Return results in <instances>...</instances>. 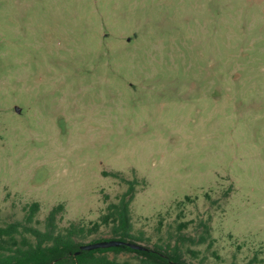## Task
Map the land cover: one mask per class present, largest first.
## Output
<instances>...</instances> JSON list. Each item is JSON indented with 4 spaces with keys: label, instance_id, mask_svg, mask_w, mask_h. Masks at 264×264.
Returning a JSON list of instances; mask_svg holds the SVG:
<instances>
[{
    "label": "rangeland",
    "instance_id": "374dc122",
    "mask_svg": "<svg viewBox=\"0 0 264 264\" xmlns=\"http://www.w3.org/2000/svg\"><path fill=\"white\" fill-rule=\"evenodd\" d=\"M105 171L139 180L132 242L264 263V0H0V225L92 227L128 188Z\"/></svg>",
    "mask_w": 264,
    "mask_h": 264
},
{
    "label": "trees",
    "instance_id": "16d2710c",
    "mask_svg": "<svg viewBox=\"0 0 264 264\" xmlns=\"http://www.w3.org/2000/svg\"><path fill=\"white\" fill-rule=\"evenodd\" d=\"M104 173L123 179L128 188L119 195L117 202L108 204V212L102 215L99 221L90 228L73 222L65 228H59L57 218L64 210V204L60 203L50 210L45 219L47 228L42 230L30 225L34 221H39L35 217L40 210V202L29 203L24 206L26 211L24 222L14 221L7 225H0V264H131L127 260L119 261L109 258L105 252L110 250L135 251L151 256L158 261V264H192L184 261L178 253L172 254L166 249L164 250L162 246L148 247V250L133 249L127 245L80 250L82 244L101 240L133 241L131 202L135 197L139 180L138 178L127 179L123 173L118 171H105ZM110 224H113L111 237L92 239L89 242L82 241L87 234L97 232L101 225ZM183 226H187V222H184ZM203 226L205 235L201 237L200 242H205L211 234L210 225L203 222ZM24 231L30 232L33 239L26 236Z\"/></svg>",
    "mask_w": 264,
    "mask_h": 264
},
{
    "label": "water",
    "instance_id": "95a60500",
    "mask_svg": "<svg viewBox=\"0 0 264 264\" xmlns=\"http://www.w3.org/2000/svg\"><path fill=\"white\" fill-rule=\"evenodd\" d=\"M16 109L17 111H20L19 107H16ZM120 245H127L133 249H140V250L149 249L146 245H143L141 243L132 242V241H124L120 239H110V240H101V241L82 244L80 250H93L97 248H107V247H114V246H120ZM77 253H80V251H77Z\"/></svg>",
    "mask_w": 264,
    "mask_h": 264
}]
</instances>
